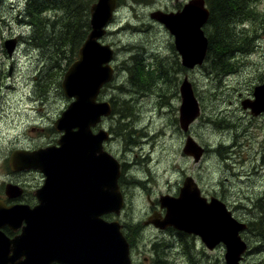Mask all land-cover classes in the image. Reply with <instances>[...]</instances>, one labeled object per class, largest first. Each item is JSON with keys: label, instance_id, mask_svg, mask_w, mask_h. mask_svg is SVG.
Here are the masks:
<instances>
[{"label": "rangeland", "instance_id": "rangeland-1", "mask_svg": "<svg viewBox=\"0 0 264 264\" xmlns=\"http://www.w3.org/2000/svg\"><path fill=\"white\" fill-rule=\"evenodd\" d=\"M188 1L116 0L100 39L113 50L109 63L113 77L97 101L112 108L93 132L108 134L103 148L120 164L124 197L119 215L103 218L124 227L135 264H161L164 259L155 254L153 245L171 238L142 222L151 210L164 215L159 196L177 197L186 177L194 180L201 196L223 202L233 218L247 227L256 219L253 203L264 196V114L254 117L241 106L243 100H253L254 87L264 82V0L251 7L254 16L249 21H235L233 36L238 43L246 41L250 51L235 55L224 75L212 72L205 59L192 69L183 67L172 47V35L150 18L155 11L176 12ZM23 4L24 0H0V197L4 198L5 184H16L24 189L22 201L35 203L32 193L43 184V175L35 170L12 173L8 159L14 151L56 144L61 133L53 123L72 101L64 96L61 81L77 54L68 66L50 69L40 50L25 42L30 29L19 23L17 15ZM53 15L44 14L50 19ZM203 31L207 38L205 25ZM10 39L16 40L11 56L4 48ZM135 61L144 66L146 75L153 72L149 87L130 79L127 69L134 72ZM185 78L200 110L187 132L178 122L179 86ZM225 124L232 127L223 129ZM186 136L204 148L197 163L182 153ZM247 232L241 234L248 248L240 263L264 264L261 244ZM155 250L162 252L160 247ZM175 251L174 264H225L223 245L209 250L193 235H182ZM168 259L171 262V256Z\"/></svg>", "mask_w": 264, "mask_h": 264}, {"label": "water", "instance_id": "water-1", "mask_svg": "<svg viewBox=\"0 0 264 264\" xmlns=\"http://www.w3.org/2000/svg\"><path fill=\"white\" fill-rule=\"evenodd\" d=\"M115 8L116 0H97L89 9L90 31L61 81L64 96L72 101L53 123L54 130L61 133L56 144L10 154L11 172L36 170L44 180L34 191V207L6 205L0 199V264H131L121 225L103 218L118 216L124 206L118 184L120 164L103 148L108 134L92 131L102 117L111 114L110 104L97 97L113 77L109 65L113 50L100 39ZM150 18L172 35L183 67L192 69L203 63L208 47L203 26L209 18L204 0H189L176 12L155 11ZM4 48L11 56L16 40H7ZM179 94V127L187 132L199 116V104L186 78ZM252 95L253 100L241 102L242 108L254 117L264 114V82L254 87ZM182 153L197 163L204 148L186 136ZM4 191L7 199L23 194L10 183ZM158 203L163 218L154 213L147 224L196 236L209 250L223 245L224 263L241 264L248 248L241 237L247 224L233 218L220 200L201 196L191 177L184 179L177 197L160 195Z\"/></svg>", "mask_w": 264, "mask_h": 264}, {"label": "trees", "instance_id": "trees-1", "mask_svg": "<svg viewBox=\"0 0 264 264\" xmlns=\"http://www.w3.org/2000/svg\"><path fill=\"white\" fill-rule=\"evenodd\" d=\"M95 1L24 0L17 15L21 19L19 23L30 29L25 42L33 50H40L50 69L59 68V64L68 66L75 59L78 49L88 35L89 9ZM257 1L204 0L209 10V18L205 24L208 47L204 62L216 75L229 72L230 62L235 55L250 51L246 41L236 42L233 26L235 21H249L254 16L251 7ZM48 12L54 13L52 19L44 16ZM63 15L65 18H62ZM134 64L136 65L134 72L127 69L130 79H135L140 87H145L144 84L149 87L153 80V72L146 75L144 66L137 61ZM161 73L159 72L157 76L161 77ZM223 127L230 129L232 126L225 124ZM119 182L121 184V178ZM252 206L256 211L253 215L256 219L253 224L248 225L247 233L257 239L264 251V196L258 198ZM5 232L10 236L8 231Z\"/></svg>", "mask_w": 264, "mask_h": 264}, {"label": "flooded vegetation", "instance_id": "flooded-vegetation-1", "mask_svg": "<svg viewBox=\"0 0 264 264\" xmlns=\"http://www.w3.org/2000/svg\"><path fill=\"white\" fill-rule=\"evenodd\" d=\"M178 11V10H177ZM172 47H174V44L172 43ZM175 49V48H174ZM114 76H116V74H117V72H116V70L114 69ZM161 79H163V78H161ZM145 86H146V84H144ZM181 85V84H180ZM148 87V86H147ZM180 87V86H179ZM103 89V88H102ZM101 89V90H102ZM101 92V91H100ZM111 105V104H110ZM160 108H163L162 106H159ZM111 108H112V106H111ZM95 130H97V129H95ZM14 185H16V184H14ZM18 186V185H17ZM5 187V186H4ZM4 187H3V190H2V193H3V196H4V198H1L0 197V199L1 200H3V202L6 204V205H12V204H24V205H28L29 207H34L36 204H37V201H36V199H35V197H34V191H33V193H32V196L34 197L33 199H34V201H35V203L33 202V203H31V201L30 200H25L24 199V201H22V199L24 198V196H25V192H24V189L20 186V188L23 190V194H22V196H20L19 198H15V199H7V197H6V195H5V191H4ZM204 197V196H203ZM206 198V197H205ZM211 198V197H210ZM209 198V199H210ZM152 211V213L150 214V215H148L147 217H146V219L145 220H143V222H142V224H143V226L144 227H147V228H152L153 230H155V231H158V232H160V233H162V234H166V235H168V237H170L171 239L169 240V242H167V243H163V245L162 244H160V243H158V244H156V245H153V251L155 252V254H157L158 256H160V257H162V258H164L163 260H162V262H161V264H174V259H176V257H175V254H174V252H176L175 251V249H176V245H177V243H178V240H180L181 239V237H182V235H188V234H185V233H183V232H181V231H178V230H176V229H174V228H172V227H166V228H164V229H162V230H160V229H157V228H155L152 224H147V222H149V221H152L153 219L151 218V215L152 214H154V213H156L157 215H158V217L159 218H163V214L161 215L159 212H157V211H153V210H151ZM140 229H142V227H140ZM4 230H7V229H4ZM121 231H122V233H123V231H124V227L123 226H121ZM10 237H13V235H11ZM125 237V236H124ZM128 246H129V258H130V261H131V264H135V260H134V258H133V252H132V248H130L131 247V245L130 244H128ZM156 247H160L161 248V250H162V252L161 253H158L156 250H155V248ZM170 251V252H169ZM165 255V256H164ZM169 256H171V258H172V260H171V262L169 261V259H168V257ZM161 258V259H162ZM169 262V263H168ZM155 264H158V263H155Z\"/></svg>", "mask_w": 264, "mask_h": 264}, {"label": "bare ground", "instance_id": "bare-ground-1", "mask_svg": "<svg viewBox=\"0 0 264 264\" xmlns=\"http://www.w3.org/2000/svg\"><path fill=\"white\" fill-rule=\"evenodd\" d=\"M170 252V251H169ZM184 254V253H183ZM165 256V255H164Z\"/></svg>", "mask_w": 264, "mask_h": 264}]
</instances>
